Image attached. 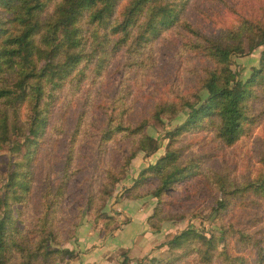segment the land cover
<instances>
[{"label":"trees","instance_id":"16d2710c","mask_svg":"<svg viewBox=\"0 0 264 264\" xmlns=\"http://www.w3.org/2000/svg\"><path fill=\"white\" fill-rule=\"evenodd\" d=\"M195 0H0V149L22 157L11 164L4 194L0 196V264H53L57 257L73 259L75 251L62 247V229L56 213L66 197L74 176L68 173L84 131V108L75 125L68 147V159L60 181L46 185L40 195V211L27 217L34 197L36 161L44 135L51 124L54 107L66 89L81 91L87 80L104 77L120 52L124 54L120 81L102 108L103 119L95 127V145L104 150L120 136L133 139L137 149L153 151L156 142L146 132L150 119L161 122L187 109L184 122L168 132L170 142L164 157L141 173L132 189L137 190L152 177L159 179L154 194L160 198L193 174L192 167L179 164L180 151L173 147L181 136L201 130L214 131L224 146H233L249 135L259 123L262 113L250 107L254 98H264V49L260 64L246 80L232 69L234 55H248L264 46V22L240 18L238 22L210 34L189 17ZM180 38L182 55L196 53L207 61L200 69L197 87L190 95H177L153 104L149 116H135L136 102L132 86L123 83L127 76L146 74L157 63L155 47L162 41ZM134 70V73L129 71ZM130 77L128 78L130 80ZM206 92L202 100L201 93ZM98 95L103 92L98 90ZM26 113L27 119H23ZM25 124L23 141L16 139ZM76 146V147H75ZM136 152L131 151V157ZM262 168L254 181L232 189H224L213 208V216H224L232 209V198L254 195L264 202V154ZM191 173V174H190ZM197 174V173H196ZM71 176V178H70ZM113 181H106L105 188ZM142 196V195H140ZM228 221L222 229V248L218 237H208L188 227L169 242L170 249L195 245L198 256L207 264L215 259L229 260L225 251L226 233L244 235V231ZM239 225V223H237ZM228 226V227H226ZM77 233V230H76ZM75 233V234H76ZM237 241L250 239L239 237ZM173 256V255H172ZM124 257L121 264H132ZM150 261L147 264H173ZM263 262V257L260 259ZM143 264V263H140Z\"/></svg>","mask_w":264,"mask_h":264},{"label":"rangeland","instance_id":"374dc122","mask_svg":"<svg viewBox=\"0 0 264 264\" xmlns=\"http://www.w3.org/2000/svg\"><path fill=\"white\" fill-rule=\"evenodd\" d=\"M189 17L204 32L213 34L238 22L240 18L264 22V0H195L190 7ZM179 39L175 35L155 47L157 63L148 75H135L133 80L130 76L124 79L123 83L132 86L134 90L131 99L136 102L135 116H149V109L154 103L177 95H190L195 91L200 69L208 63L196 53L182 55ZM263 49L264 46H259L248 55L232 57V69L239 79H248L259 67ZM123 61L124 54L120 52L104 77L96 81L87 80L81 91L68 88L62 92L35 164L34 199L27 210L28 219L40 211V195L46 185L52 181L59 183L62 175L66 174H63V168L68 159L72 133L86 108L83 122L87 132L83 131L78 138L77 148L73 152L74 159L68 170L70 175L74 170V176L64 202L56 213L62 229V247L71 249V245L76 248L73 241L78 236L91 241L87 235L94 234L98 236L99 243L114 237L116 231L132 220L127 209L134 207L137 213L145 217L150 231L158 236L152 249L143 255H133L126 250L118 252L117 264H121L126 256L132 259V264H147L151 260H163L165 263L171 257L177 260L173 264H207L194 252L195 245L189 244L188 247L172 252L168 242L188 227H194L208 237L217 236V246L221 249L223 244L220 235L228 221H233L245 234L227 232L225 251L229 260L224 255V262L217 258L211 264H264V261H260L261 257L264 260V202L259 197L234 196L232 209L225 216L224 212L217 218L213 216V208L221 197V181L225 182L224 189L228 191L254 181L262 168L264 98L258 96L251 100L252 111L262 113V117L249 135L233 146L222 145L211 130L186 133L176 140L173 147H178L181 154L178 163L191 166L193 174L190 173L175 188L167 190L158 198L154 194L159 184L156 177H152L137 190L132 187L141 179L144 169L166 155L170 142L168 132L184 122L188 110L185 108L173 116L165 115L161 122L149 118L146 132L157 140L156 150L137 149L133 139L125 136H120L104 150H99L95 145V127L101 123L104 114L102 108H94V102L100 106L106 105L122 78V71H126L122 67ZM98 90L103 95H98ZM206 95V92H202L201 99ZM27 116L23 113L24 120ZM25 127L23 124L16 135L20 142L23 141ZM131 151L136 152L135 156L131 157ZM21 157V153L17 155L9 151L8 146L0 149V196L4 194L11 164ZM108 180L113 182L105 188ZM240 236L251 241H237ZM73 250V259L60 256L53 264L76 262L80 253Z\"/></svg>","mask_w":264,"mask_h":264},{"label":"crops","instance_id":"0c3cea01","mask_svg":"<svg viewBox=\"0 0 264 264\" xmlns=\"http://www.w3.org/2000/svg\"><path fill=\"white\" fill-rule=\"evenodd\" d=\"M132 220L125 224L122 229L114 233V237L104 239L99 243L98 236L87 235L92 240L78 236L74 240L76 248L79 251V259L72 264H117V253L126 250L133 255H143L152 249L156 236L150 231L145 222V217L135 211L134 207L127 209ZM143 214V213H142Z\"/></svg>","mask_w":264,"mask_h":264}]
</instances>
